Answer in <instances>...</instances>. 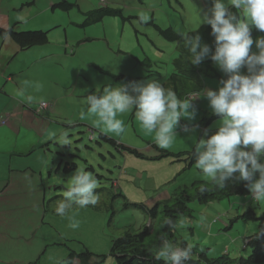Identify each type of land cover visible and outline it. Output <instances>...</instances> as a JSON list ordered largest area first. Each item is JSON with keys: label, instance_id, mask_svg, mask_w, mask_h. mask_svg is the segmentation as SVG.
<instances>
[{"label": "rangeland", "instance_id": "obj_1", "mask_svg": "<svg viewBox=\"0 0 264 264\" xmlns=\"http://www.w3.org/2000/svg\"><path fill=\"white\" fill-rule=\"evenodd\" d=\"M60 1L0 0V28L15 27L21 33L48 32L49 38L47 44L28 49L20 48L10 36L6 38L0 56L7 59V76L11 74L13 81L5 90L19 102L54 105L53 113L43 114L49 121L43 140L38 136L34 140L25 138L26 133L25 141L0 144V183L8 181L12 185L0 200V213L17 205L45 207L37 215V223L22 226L19 236L11 235V227L17 232L22 227L15 228V222H8L2 234L15 242L6 245H14L5 252L10 254V261L0 256V264H117L109 255L113 242L127 233L139 232L149 220L145 210L134 204L152 206L161 202L162 209L167 199L161 194L171 196L197 180L209 181L196 166L185 169L183 154L193 151L199 139L206 138V130L209 135L216 131L219 117L207 127L203 125V118L213 115L206 98L193 101L194 119L182 118L173 146L163 149L174 155L154 159L127 150L149 155L148 146L156 145L154 134L144 132L134 110L119 117L125 120L127 130L122 137L117 136L96 126V117L87 111L86 97L92 92L103 94L109 84L130 85L150 79L162 84L172 82L170 78L178 71L175 60L179 52L176 44L166 40L155 26L180 36L195 31L205 25L199 26V15H210L213 0H68L74 7L53 9L52 5ZM107 8L117 13L106 15ZM92 9H102L103 15H85ZM213 67L226 77L214 64ZM241 72L246 74L243 68ZM206 83L207 89L220 86L216 79L207 78ZM100 134L126 149H117ZM48 140L52 142L39 146ZM32 161L37 164L35 179L30 170L25 174L17 171ZM85 161L93 171L88 170ZM9 162L14 164L10 170L6 166ZM66 163H75L77 169L65 171ZM81 169L96 177L95 191L101 200L94 207L74 209L79 228L73 230L69 227L71 220L58 216L54 208L71 186L72 176ZM125 198L130 206H125ZM191 207V217L179 218L178 235L199 245L201 251L209 248L210 258L227 253L231 258L249 255V250L243 248L244 240L255 233L257 222L234 220L248 207H253L256 217L262 216L264 201L250 195ZM71 215L73 212H69ZM2 247L0 241V254ZM87 252L93 255L88 257Z\"/></svg>", "mask_w": 264, "mask_h": 264}, {"label": "clouds", "instance_id": "obj_2", "mask_svg": "<svg viewBox=\"0 0 264 264\" xmlns=\"http://www.w3.org/2000/svg\"><path fill=\"white\" fill-rule=\"evenodd\" d=\"M199 16V26L207 24L211 27L214 50L202 43V37L196 31L194 35L189 34L192 31L183 33L181 38L190 54L188 64L196 66L210 59L226 76L216 90L207 89L206 78L202 92L182 100L172 88L164 87L157 79L130 85L109 84L103 88V94L92 92L87 95V111L96 117L97 127L122 137L127 124L119 117L134 110L144 132L154 134L156 145L148 147L158 156L138 154L157 159L160 148L173 146L180 120L194 119L193 101L201 102L200 97L206 98L212 114L219 120L215 124L216 131L209 135L206 130V138L199 139L194 146L196 168L217 189L223 190L229 183L243 181L253 199L264 201V36L255 40L252 36L253 28L264 32V0H213L210 15ZM254 44L255 52L252 51ZM242 68L247 69V74L241 72ZM47 107L40 104L37 113ZM184 131L189 129L185 127ZM97 187L98 181L91 172L77 171L64 198L56 203L55 213L68 217L71 220L69 227L73 230L79 228L74 209L99 204L101 197L95 191ZM205 190L204 186L200 189L201 192ZM69 212L73 215L69 216ZM165 223L171 225L170 220ZM255 235L264 236V229L256 230ZM194 247L163 240L155 258L163 260L164 264H196L199 257L194 253Z\"/></svg>", "mask_w": 264, "mask_h": 264}, {"label": "trees", "instance_id": "obj_3", "mask_svg": "<svg viewBox=\"0 0 264 264\" xmlns=\"http://www.w3.org/2000/svg\"><path fill=\"white\" fill-rule=\"evenodd\" d=\"M73 6L74 5L68 2V0H61L60 2L54 4L52 8L68 10ZM104 11L106 15L117 13V11H113L110 8H107ZM94 13L99 14L100 17L103 15V10L97 9L93 12V14ZM99 17H96V20L99 19ZM155 28L166 40L175 43L177 46L179 55L175 60V63L177 64L178 71L175 70V73L170 78V80L172 79V82L163 85L166 88H172L180 99L183 100L191 94L202 92L205 87L206 78L216 79L219 82H221L223 79H226V77H222L216 72L215 68L213 67V62L210 59H205L201 64L196 66L188 64L187 61L190 59V54L184 47L181 36L170 30L163 31L158 26H155ZM195 31L201 35L202 43L208 44L210 48L214 50V37L210 34V25H201ZM195 31H192L189 34H196ZM0 36H2L3 39L10 36L12 40L22 49H28L37 45H45L49 42L48 32L36 31L21 33L17 32L15 27L10 29L0 28ZM252 36L255 40L257 37L264 36V32H260L259 30L253 28ZM252 51H257L255 44L253 45ZM243 69L247 74V69ZM216 118L218 117L214 114L203 118V125L205 126L207 122H210ZM66 126L69 128L73 127L70 125ZM100 137L114 145L119 150L126 149L118 141L107 137L106 135L100 134ZM51 142L52 141L48 140L44 146H46L48 143L50 144ZM127 150L139 157H144L134 150ZM183 154H185V169H190L195 166L194 149L191 152H185ZM169 155L174 154L160 149V156L157 159L167 157ZM84 163L88 167V170L93 171V168L90 166V164H88V161H85ZM66 164L65 171L77 169L75 163ZM245 183L246 182L243 181L232 182L229 183L225 189L220 190L217 189L210 182V180L208 181L207 179H201L193 182L190 186H184L183 188H180L177 193L169 196L162 209L159 208V205L162 204L161 202H157L151 208L148 206H139L138 204H134L135 206L141 207L145 210V213L149 218L148 222L150 224L142 226L137 233H127L126 235L117 238L111 246L109 255L116 259L117 264H164L163 260H157L155 258L156 251L163 240H169L179 246L190 244L185 239V237L178 235V225L180 217L192 216L191 214L193 210L191 204H201L205 207L210 203L228 200L231 197H248L251 194L245 187ZM202 186L206 188L204 192L200 191ZM55 189H61V187H57ZM60 196L61 195L58 194L57 198ZM125 199L127 201V198ZM125 206H130L128 201ZM238 219H242L244 222L250 219L254 220L257 222V230L264 229V214H262L260 217H256L253 207H248L244 214L240 217H236L234 221ZM167 220L171 221V225L165 223ZM234 221H231V223ZM228 228L229 227H227L225 230H228ZM190 230H192L193 233V228H190ZM128 232H131V230H128ZM192 245L195 246L193 249L194 253L199 257L198 262L203 264H264V236L257 237L255 233L244 240L243 248L245 250H249V255L247 257L242 256L241 258H231L227 253L220 257L210 258L208 257V252L210 250L209 248H205L203 249L204 251H201L200 249L202 248H200L199 245L196 243H193ZM85 255L90 257L93 254L87 252ZM97 257H100L102 262L105 260L104 256ZM69 258L71 261L75 259L71 255Z\"/></svg>", "mask_w": 264, "mask_h": 264}, {"label": "crops", "instance_id": "obj_4", "mask_svg": "<svg viewBox=\"0 0 264 264\" xmlns=\"http://www.w3.org/2000/svg\"><path fill=\"white\" fill-rule=\"evenodd\" d=\"M53 6V5H52ZM74 7V6H73ZM97 10V9H95ZM94 9H92L89 12H86L85 15L87 14H93ZM7 38V37H6ZM0 36V54L4 51L3 46H4V41L6 40ZM4 56V55H3ZM3 56H0V144L6 143V142H22L25 141V138H38L40 140H43L45 134L47 133L46 129L48 127L49 121L46 120V118L43 117V114L47 113H53V107L54 105L49 106L46 109H41L39 114L37 113L39 110V106H34L33 104L28 103V101H23L18 99L12 98V93L11 96L7 93L6 85L8 82H12L13 78L12 75L7 76V70H8V62H6V58H3ZM6 57V56H5ZM17 87V84H16ZM208 89L213 90V87H208ZM216 90V88H215ZM200 100L201 97H200ZM49 112V113H48ZM5 120V124H2V121ZM47 121V122H46ZM27 134V136L24 138V135ZM17 138V140L15 139ZM44 143L42 145H39L43 147ZM34 146L28 148V150H32ZM37 149V148H36ZM34 149V150H36ZM149 149V155H146L145 153H141L144 156H149V157H155L158 156L156 152H151V148ZM30 157V156H29ZM30 163V162H29ZM42 164V162L40 161ZM44 163V162H43ZM13 164V163H12ZM10 162L9 164L7 163L6 166L8 169H12ZM14 165V164H13ZM30 170V173L32 174L31 178L35 179V175L37 173V164H34L32 161L31 164H25L21 170L24 174L26 171ZM41 173V170H40ZM12 185L11 182L8 183H0V200L3 199V195L6 191H10ZM161 197L164 199H168V196L164 195ZM45 208V207H43ZM41 205H32V206H16L12 209L9 210H4L1 211L0 213V241H2L3 247L1 248V257H4V260H9L11 259L10 254H5V252H9L10 248L13 247L14 245H9L13 242H15L14 239L6 237L2 232H4L6 229H8V222L12 220L15 222V228L16 226H24L27 223H31V225L34 223H37V215H41V211L43 210ZM35 216V217H34ZM34 217V218H32ZM22 222V224H20ZM13 226L11 227V235L13 237L19 236L23 227L19 232H17V229H14ZM9 236V235H8ZM12 259H14L12 257Z\"/></svg>", "mask_w": 264, "mask_h": 264}, {"label": "water", "instance_id": "obj_5", "mask_svg": "<svg viewBox=\"0 0 264 264\" xmlns=\"http://www.w3.org/2000/svg\"><path fill=\"white\" fill-rule=\"evenodd\" d=\"M188 264H193V262H188ZM196 264H202V263H198V262H196Z\"/></svg>", "mask_w": 264, "mask_h": 264}]
</instances>
